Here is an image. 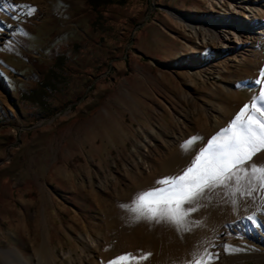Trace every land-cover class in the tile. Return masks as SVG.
<instances>
[{"label":"rangeland","instance_id":"1","mask_svg":"<svg viewBox=\"0 0 264 264\" xmlns=\"http://www.w3.org/2000/svg\"><path fill=\"white\" fill-rule=\"evenodd\" d=\"M11 4L35 11L0 12V20L13 25L0 33V250L44 259L73 252L77 258L89 233L103 243L86 264H109L126 255L124 242L143 240L131 210L139 194L181 175L253 98L259 106L264 0H116L98 8L89 0ZM254 15L263 33L253 29ZM222 19L232 40V26L242 29L243 41L233 51L209 32ZM191 23L206 29L198 26L197 34ZM62 55L69 83L52 95L46 114L21 94L33 90ZM190 138L195 140L186 144ZM259 158L264 166L261 151L245 167ZM234 186L232 181L197 198L200 222L191 224L188 215L179 230L155 221L147 228L160 238L169 229L198 238L193 255L219 252L212 264H264V200L257 193L233 195ZM253 212L257 224L245 219ZM133 257L129 264L152 259ZM32 264H39L37 257Z\"/></svg>","mask_w":264,"mask_h":264},{"label":"snow or ice","instance_id":"2","mask_svg":"<svg viewBox=\"0 0 264 264\" xmlns=\"http://www.w3.org/2000/svg\"><path fill=\"white\" fill-rule=\"evenodd\" d=\"M5 8H26L31 15L34 8L29 5L12 6L11 0H0ZM13 20H19L18 16H12ZM12 24H6L0 20V33L5 28L12 29ZM26 34V33H25ZM255 83L262 85L258 89V100L253 98L251 104H245L231 121L229 127L220 131L206 141L194 156L193 162L181 175L168 177L157 181L158 188H154L139 194L134 201L132 211L138 212L141 217L157 223L166 222L174 225L177 230L184 228L186 217L195 209L185 208V205L193 204L197 198L203 197L206 191L216 188H229L230 182L234 181L233 195L240 193L241 197H253L254 193L261 194L264 200V166L251 162L253 157L264 151V71H261ZM240 87V85H237ZM195 138H190L186 144H191ZM244 180L246 183L241 186ZM235 203V200H233ZM256 212L248 215L245 219L257 224ZM234 223H239L236 221ZM215 247V245H213ZM230 246H225L229 251ZM151 253L143 256L147 259ZM219 252L213 253L205 249L201 254L193 255L188 264H212L219 258ZM132 254L120 255L109 261V264H129L135 260Z\"/></svg>","mask_w":264,"mask_h":264},{"label":"bare ground","instance_id":"3","mask_svg":"<svg viewBox=\"0 0 264 264\" xmlns=\"http://www.w3.org/2000/svg\"><path fill=\"white\" fill-rule=\"evenodd\" d=\"M254 15L253 18V29L257 30L256 33L262 32V25L258 22L257 18ZM185 22H189L188 20H184ZM228 20L224 21V19L219 20V23L214 24L215 28H212L211 35L214 40H217L223 49H231V51L235 50L238 44L243 41L240 34H242V29L240 30L237 25L232 26L231 30L234 31L237 35V38L232 40V37H228L226 34L227 27L229 26L227 23ZM233 23H237V21H229ZM190 26L198 32V26L202 29H206V25H194L190 24ZM230 27V26H229ZM225 33V34H224ZM261 158L256 159L255 163L261 166ZM161 186V185H160ZM158 186V187H160ZM157 187V188H158ZM255 195V193L253 194ZM198 207V200H196L191 205H186V209L192 208L196 209ZM194 211L189 213V222L196 223L200 222V215H195ZM197 214V213H196ZM137 229L141 235H143V240H136V238H131L123 243V247L125 249V254H132V256H144L145 254L151 253L152 259L148 263H144L143 260H139L137 264H168L169 261L174 260L176 258H181V261H185L188 263L193 258L192 249L198 245L199 239H186L182 236L177 235L173 230H170V233H166L165 238H160V235L156 234V229L147 228V224L151 223V221L144 219L140 216L138 212H135ZM126 223V222H125ZM124 223V225H125ZM190 224V223H188ZM194 225V224H193ZM174 226V225H173ZM175 228V227H174ZM202 227V230L206 228ZM208 230V229H207ZM223 235V234H222ZM84 239L87 242V247L82 249L80 253H78V257H73V252L64 253L62 255L56 254L54 257L50 259H44L41 255L36 254L31 258H28L23 253L15 249H2L0 250V261H4L5 264H32L34 262V257H37L39 264H86L89 261H92L93 252L99 251L102 248L103 241L97 237L95 234H87L84 236ZM226 237L221 239L222 245L227 243ZM259 241V237H256ZM109 241V240H108ZM141 251V253L139 252ZM138 258V257H137ZM170 263V262H169ZM184 263V262H183ZM4 264V263H3ZM99 264H104L103 259L99 262Z\"/></svg>","mask_w":264,"mask_h":264},{"label":"trees","instance_id":"4","mask_svg":"<svg viewBox=\"0 0 264 264\" xmlns=\"http://www.w3.org/2000/svg\"><path fill=\"white\" fill-rule=\"evenodd\" d=\"M90 4L94 8H98L104 4L115 3L116 0H89ZM66 56H59L51 69L45 74V76L38 81L37 86L30 92H23L21 99L28 101L33 105H36L42 111H49L46 114L51 113L52 104L50 99L52 95L63 89L64 86L69 83V75L65 66Z\"/></svg>","mask_w":264,"mask_h":264}]
</instances>
